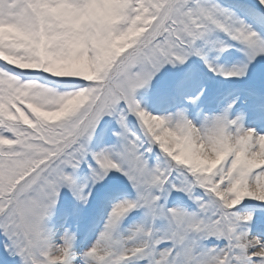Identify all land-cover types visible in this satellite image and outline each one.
<instances>
[{
  "label": "snow or ice",
  "instance_id": "obj_1",
  "mask_svg": "<svg viewBox=\"0 0 264 264\" xmlns=\"http://www.w3.org/2000/svg\"><path fill=\"white\" fill-rule=\"evenodd\" d=\"M0 264H264V0H0Z\"/></svg>",
  "mask_w": 264,
  "mask_h": 264
}]
</instances>
